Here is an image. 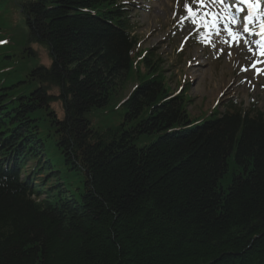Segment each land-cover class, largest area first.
<instances>
[{"label":"trees","instance_id":"trees-1","mask_svg":"<svg viewBox=\"0 0 264 264\" xmlns=\"http://www.w3.org/2000/svg\"><path fill=\"white\" fill-rule=\"evenodd\" d=\"M126 6L0 0V264H264V106L190 118Z\"/></svg>","mask_w":264,"mask_h":264},{"label":"rangeland","instance_id":"rangeland-1","mask_svg":"<svg viewBox=\"0 0 264 264\" xmlns=\"http://www.w3.org/2000/svg\"><path fill=\"white\" fill-rule=\"evenodd\" d=\"M121 2L127 5L126 8L130 12L131 33L136 37L141 49H154L153 54L161 58V68L172 92L177 93L182 88L187 91L190 102L187 104L186 111L190 118H198L214 108L222 111V105L230 100H237L245 108L253 104L257 109L262 110L264 57L258 54L255 43L260 40V36L255 34L259 31L260 21L253 18L249 25L252 29L251 34L242 33L238 46H229L223 43L224 40L229 39L223 31L219 35L215 33L209 35L205 29L193 25L191 20L186 18L183 7L185 0H179V7H177L178 0H121ZM239 7L246 9L245 5ZM207 10L215 11L216 9ZM232 11L236 14L235 8ZM182 16L185 17L183 21H181ZM11 17V24L14 25L15 15ZM238 17L240 22L234 26V30H242L243 27L245 14ZM222 27L220 25L221 29ZM205 36L210 39L208 45L203 42ZM19 39L24 44V40L21 37ZM213 44L215 48L211 46ZM248 46H251L257 54L250 53ZM31 47L37 56V63L46 65V52L36 45ZM221 48L224 50L223 55L219 54ZM230 52L231 55H229ZM217 55L219 58H214ZM190 61L191 66H189ZM254 62H256L255 68L250 67ZM135 85V80L125 82L113 104L125 99ZM52 107L60 114L58 104ZM118 108H112V105H109L103 110L90 113L88 119L91 127L103 129L107 126L123 124L124 110ZM135 123L136 121L127 123L125 128L134 126ZM149 141L150 138L142 137L136 142V146L142 147Z\"/></svg>","mask_w":264,"mask_h":264},{"label":"snow or ice","instance_id":"snow-or-ice-1","mask_svg":"<svg viewBox=\"0 0 264 264\" xmlns=\"http://www.w3.org/2000/svg\"><path fill=\"white\" fill-rule=\"evenodd\" d=\"M239 5H245L248 9V15L244 17L242 30H234V26L239 23V17L233 13V8L236 9V13L243 12L244 9L239 7ZM177 7H179V0L177 2ZM184 12L186 13V18L190 19L193 25H197L199 28L205 29L209 35L215 33L219 35L221 31L227 34L229 39L223 41V43L229 46H238L239 41L242 39V33H250L252 29L249 25L252 23L253 18L260 21L258 27L259 31L255 34L260 36V40L256 41L258 54L264 57V10H261V0H235V3L229 4L227 0H185L183 5ZM207 9H216L215 11H209ZM185 19L184 16L181 17V21ZM222 25V29L220 28ZM203 42L208 45L210 44V39L208 36L203 38ZM7 43L6 41H0V44ZM248 45V42L245 41ZM215 48V45H211ZM248 51L253 55L257 53L253 51L251 46H248ZM219 54L223 55V48L219 49ZM232 53L230 52L229 55ZM214 58H219V55ZM262 62V61H257ZM255 63H252L250 67L255 68ZM191 66V61L189 62ZM247 71L248 69H243Z\"/></svg>","mask_w":264,"mask_h":264},{"label":"bare ground","instance_id":"bare-ground-1","mask_svg":"<svg viewBox=\"0 0 264 264\" xmlns=\"http://www.w3.org/2000/svg\"><path fill=\"white\" fill-rule=\"evenodd\" d=\"M244 12V11H243ZM240 13H242V12H240Z\"/></svg>","mask_w":264,"mask_h":264}]
</instances>
